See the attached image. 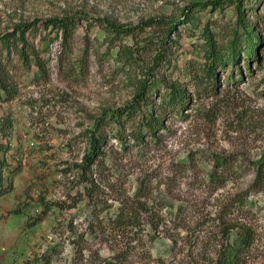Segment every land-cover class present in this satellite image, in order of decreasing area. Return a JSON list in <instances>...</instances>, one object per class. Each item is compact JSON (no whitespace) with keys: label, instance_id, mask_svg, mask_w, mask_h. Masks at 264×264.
<instances>
[{"label":"rangeland","instance_id":"374dc122","mask_svg":"<svg viewBox=\"0 0 264 264\" xmlns=\"http://www.w3.org/2000/svg\"><path fill=\"white\" fill-rule=\"evenodd\" d=\"M206 1L213 0H0V33L38 21L26 34L43 63L24 66L12 54L14 90L0 97V118L12 122L0 134L9 145L0 264L48 251L51 264H88L113 252L124 264H209L244 231L238 264H264V169L254 183L264 157V0L242 1L258 40L249 62L241 41L238 62L215 64L214 75L204 69L206 30L222 49L242 33L231 2L196 7L195 22H176L167 33L182 9ZM64 16L76 27L62 50L60 37L42 40L40 25ZM152 77L178 82L188 100L159 112L158 87L148 107L162 126L134 139L138 125L127 121L123 138L108 133L100 156L85 163L94 117L130 102ZM120 203L139 226L113 225Z\"/></svg>","mask_w":264,"mask_h":264},{"label":"trees","instance_id":"16d2710c","mask_svg":"<svg viewBox=\"0 0 264 264\" xmlns=\"http://www.w3.org/2000/svg\"><path fill=\"white\" fill-rule=\"evenodd\" d=\"M243 0H213L206 2H195L181 11V19L177 21L169 22L167 26V33L170 29L174 28L176 22H195L196 20V10L195 8H205L206 6H211L213 8H221L224 3L231 2L234 6L235 12L237 13V22L242 28V33L239 34L236 30L233 38L230 40L229 45L226 49H222L215 45L213 36L209 29L206 30V42L207 48L205 50V65L204 69L208 75H214V65H224L226 62L236 64L239 58V43L244 42L243 57L246 59L247 63L255 52L258 40L254 34V30L247 22L244 17L243 10ZM28 22L16 25L13 29L0 33V97L2 95L9 96L12 95L14 87L7 83L9 79L8 72L13 67V55H16V59L21 62L24 66H29L31 63L38 66L39 69L43 68L42 58L39 52L34 46L30 45L28 41V35L26 30L36 29V23ZM41 29L45 30L42 33L41 38L44 41L49 39L54 40L60 37L61 49L67 46L68 40L72 37L73 30L76 27V19L74 16H64L62 18H51L41 21ZM111 30H127L128 27L122 28L116 26L115 24L109 23L108 25ZM167 33L165 37L160 40V53L165 51V42L168 38ZM47 39V40H45ZM118 52L124 55V59L132 57V53L129 52L128 48H120ZM161 55L156 58L158 61ZM162 86V92L159 94V112L165 109L179 108L188 100V94L186 93L183 86H181L176 81L166 82L162 79L152 77L149 79H143L138 86V89L130 102L125 105L115 108V109H105L99 115L94 117L92 127L88 130V142L89 149L84 155V162L88 163V160H94L100 156L101 144H104L106 135L113 134L118 139L123 138L120 127H125V122L134 121L138 125L136 128L132 127L130 135L134 139L142 138L143 130L148 133H154L156 128L162 126V121L159 117L154 115L148 107L150 103V97L152 92H156L158 87ZM164 87V88H163ZM12 126V122L9 116H4L0 118V134L6 136ZM9 145L2 140H0V196L9 190V184L6 183L4 172L9 166L5 153L8 151ZM93 158V159H92ZM223 164V163H221ZM216 166L211 170V176L213 177V171H215ZM262 169H264V157L257 160V178L254 181L257 182L262 174ZM215 175V174H214ZM215 178H220L215 176ZM238 197V198H237ZM235 198L241 204L245 202L242 198V192L237 194ZM113 225L124 228L131 227L134 228L138 225L133 210L127 207L126 204L120 203L118 208L109 217ZM249 240L248 234L240 232L238 235V242L236 244L230 242L219 248L216 255L210 257L209 264H238L240 262V254L244 246H247ZM52 253L44 252L39 257L26 260L24 264H51ZM124 259L121 258L115 252L108 256L93 257L88 264H124Z\"/></svg>","mask_w":264,"mask_h":264}]
</instances>
